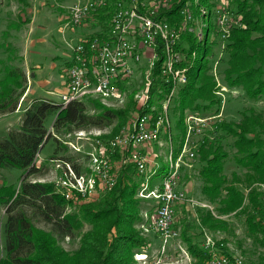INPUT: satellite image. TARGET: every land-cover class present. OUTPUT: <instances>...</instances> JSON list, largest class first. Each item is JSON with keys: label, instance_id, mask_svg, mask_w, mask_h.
<instances>
[{"label": "trees", "instance_id": "trees-1", "mask_svg": "<svg viewBox=\"0 0 264 264\" xmlns=\"http://www.w3.org/2000/svg\"><path fill=\"white\" fill-rule=\"evenodd\" d=\"M186 1H175L169 10H160L157 17L171 24L179 22L180 9ZM200 4L207 6L212 13L217 0H200ZM230 6H235L236 10H230ZM230 6L227 10L241 17L243 26L235 27L222 47L225 55L220 62L224 60L226 64L223 71L225 81L231 89L243 88L254 101L264 100V0H230ZM22 12L19 14L22 15ZM111 12L109 8H103L92 14L102 25L104 33L109 29ZM212 20L211 32L216 34ZM183 41L188 42V47L182 43L178 47L188 57L193 51L199 52V56L197 64L187 62L189 81L172 95L168 106L169 112L171 109L172 114L178 117L177 126L180 128L176 156L185 138L186 111L201 114L204 110L219 114L223 99L218 93L221 87L212 71L214 38L211 42L208 38L198 41L194 34L187 33ZM161 47L159 42L158 50L163 54ZM162 56L156 68L151 70L149 103L140 109L133 100L134 93L130 94L127 105L119 109L108 107L100 99L91 97L72 101L64 108L60 102L40 97L25 107L16 127L0 136V169L18 168L27 173L18 188L7 182L0 185V204L6 206L1 230L0 264H136V254L141 253L147 244L139 227L147 223L140 208V202L145 198L139 197L145 180L143 173L131 167L122 170L116 186L92 200L66 199L54 182L33 181L29 176L39 171L33 163L35 156L51 137L57 142L56 150L69 149L68 145L59 141L60 132L66 135L75 130L112 126L111 136H114L136 110L140 114L151 113L154 121L157 120L161 111L159 101L172 91V85L160 75ZM118 84L122 90L128 87L122 80ZM27 88L28 78L23 65L8 64L0 58V115L14 113ZM50 118L54 119V133L49 132L47 127ZM262 119V115L251 108L239 122L223 120L219 124V129L235 137L236 158L248 168L246 185L250 190L247 193L236 183L235 177L229 180L224 174L228 153L221 143V135L211 139V142L207 136L202 138L196 152L202 162L199 172L204 181L202 191L217 204L216 214L210 209L197 211L201 225L210 231L216 230L225 226L217 215L243 214L250 235L264 249V196L256 187L257 182H264ZM67 160L79 170L72 157ZM165 168L158 167L152 178L164 176L167 172ZM134 176L137 180L133 179ZM154 185L150 180V186ZM41 222L49 228L40 227L38 223ZM185 230L187 232L183 237L188 252L195 259L194 264H207L214 251L233 256L226 239L215 242L214 247L219 253L194 242L188 235L189 226ZM66 237H79L76 250L69 251L63 247L61 240Z\"/></svg>", "mask_w": 264, "mask_h": 264}, {"label": "rangeland", "instance_id": "rangeland-1", "mask_svg": "<svg viewBox=\"0 0 264 264\" xmlns=\"http://www.w3.org/2000/svg\"><path fill=\"white\" fill-rule=\"evenodd\" d=\"M32 1L34 0H25V2H22L21 0H0V58L8 64L23 65L25 62L30 67L28 71L25 69L28 78V88L29 85L32 86V93L30 97H34V99L36 97H50L47 99L61 102V93L64 91H68L66 79L69 80L68 69L70 67V60L73 57L72 46H76L79 41V37L75 36L74 33L71 32L72 29L65 28L64 23L66 22L70 7H72V5L79 2L80 0H42L44 3L43 7H41V4H39V2H33V5H31ZM175 1L178 0H170L171 3H174ZM185 5H187L194 14L199 13L196 0H187L182 5L181 9ZM217 5H221L222 7L227 9V7L230 6V0H217ZM170 6L161 7L160 10L168 9ZM196 7L198 11H195ZM29 8L30 12L28 11ZM229 8L230 10H236L235 6H230ZM22 11L26 13L20 15L19 13ZM180 17L181 19L179 22H176L175 24L170 23V25L174 27L182 25L184 23V16L180 13ZM197 17H199V15ZM239 18L241 19V17ZM88 19L92 20V17H89ZM161 19L165 20L164 18ZM212 21H214V19ZM90 22L91 21L87 22L86 19L82 25L89 26L90 24L88 23ZM108 23L110 24V21H108ZM99 26L101 27V25ZM99 26L96 27L93 31L91 30L92 32L90 33H104V30H101L102 27L99 28ZM241 26H243V23ZM209 29L210 26L206 27V30ZM234 29L235 27L231 29L230 35L232 34V31ZM187 33L191 32H184L183 34ZM222 34V32L216 34H213V32H211L205 34L204 36V39L208 38L209 42H211L212 38H214L215 40L212 62L213 65L217 66L216 77L218 82L222 86V89L219 93V95L223 97L219 112L220 115L201 110V114H198L201 116V118L204 117L208 120L199 122L205 123V125L201 124L202 129H200L197 134L191 133L188 146L190 149L193 146L194 149L197 146V142H199L205 136L209 137V141L211 142V139L221 135L223 137L221 143L228 153V157L224 164V174L227 175L229 180L235 177L237 179L236 183L239 184V186L247 193V190H250V188L248 189L246 185V174L248 172V168L244 167L236 158L238 150L235 147V137H233L232 135H227L226 132L219 129V124L223 120L227 122H239L243 117V114L245 112H249L251 108H254L257 114H261L263 118L262 120L264 121V100L254 101L246 95V92L243 88L231 89L226 83L223 73L226 64L224 63V60H222V62L220 61L221 58L224 57L223 54L225 55L222 47L224 46L230 35L225 41ZM159 41L162 45L163 39L161 37H159ZM179 43H182L185 47H188L187 41ZM179 43H177L176 45L177 49H180L178 47ZM7 44H9V46H7L8 48L5 47V45ZM158 48L159 45L156 47L155 51L158 55V59H154L156 60V65L152 67V69L156 68L158 61L161 59V55H163L162 62L164 60L163 46L161 47L163 54L160 53ZM198 53L199 52L197 51H193L192 54L188 57L187 62L191 64H197L199 56ZM151 54V51L144 52L143 50V60H141L140 62L134 60L131 61V64L135 67V70L131 75L129 81H127L126 79L122 80V82L127 83L128 87L124 90L119 87L120 91L122 92L121 97H118L117 99L112 98L107 100L101 98L96 99H100L101 102L108 107L119 109L127 105L131 97L130 94L134 93L133 100L136 101L139 109L142 108L143 105H147L151 98L150 86L152 83V77L151 83L149 85V98L147 102L143 104V101L136 99V95L137 93H140L147 85L146 74L152 73V69L148 67L149 56ZM209 59L211 60V55L209 56ZM212 71L215 75L214 68L212 69ZM22 100L23 97L20 103L22 102ZM29 103L30 102H27V105ZM159 103L161 105V111L158 119L160 117L164 118L161 124L159 138L150 142H146V144L143 145H135L136 147H131L140 150L148 157V168L147 171L143 174L144 176L146 175L147 177H150V180H153L155 185L161 183L163 178V174L154 177V179L152 178L156 173L155 167L157 165L158 167L164 166L166 167L165 172L167 171L169 167L170 151H173V155H175V153L177 152V147L179 146V140H177V137L178 135H180V128L179 126H177L178 117L172 114L171 109L169 112V107L165 112L162 100H160ZM19 105L20 106L17 109L19 110V112L15 113L17 111L16 110L14 113L9 115H0V136H4L9 129L16 127L20 122L23 111L27 105L25 106V103L23 105ZM138 111L136 110L133 112L129 122L123 127H126L134 122L136 116L140 114ZM93 112L94 111L92 110L91 113ZM189 112L190 111L187 110L186 114ZM148 114L151 118V123H156L158 119L154 121L152 114ZM47 127L49 132L54 133L53 118H50L48 120ZM123 127L120 129V131L123 130ZM112 129V126L100 128L95 127L86 130L84 129L83 131H85V139L83 140L76 138L78 133H80V130H75L74 132L66 135L64 132H60L58 134L59 141L64 145H68V142H70V140H73L74 142L78 140V146L81 148L80 150H75L70 145H68V150H63L60 148L59 150H56V148L58 147L57 142L54 137H51L41 148V150H39V162L37 164L39 171L29 176V179L33 181L38 180L44 182H56L58 177H60L62 173L58 160L69 159L70 157H72V161L76 162V165H78L77 168L79 170L86 171L92 162L91 158H87L88 154H86L84 151L93 152V142L96 138L109 139L113 137L111 136ZM187 131L188 126L186 123L185 137L187 135ZM63 140L66 141L67 144L64 143ZM128 151L129 150H125L124 153H122L121 149H118L116 154L111 155L112 173L116 171L118 173H121L122 170H126L129 167L134 168L138 172H140L135 165L124 162V159L127 158L126 153ZM187 153L188 152H184L183 154L185 163L182 164V168L180 169L179 187L182 191L186 192L189 195H192L191 197L199 198V201L206 202L211 207L196 206L193 208L190 207L189 209L188 207H186L187 204H179L177 206L175 225L176 228L179 229L180 235L176 239L169 240V242L166 244L167 253H165L164 255V264H194L195 259L188 252L187 244L183 237L184 232H187V230H184L187 226H189L188 235L193 238L194 242H197L207 250L213 249L219 252L218 249H216V247L214 246L209 248L206 247L207 237H211V239L215 242L219 239H226L229 252L243 259V261H245V264H264V249L261 248L255 242L254 238L250 235L245 223V215H235L234 213L217 215L218 218L225 222V226L216 230L210 231L208 230V228L201 225L198 218L199 216L198 214H196V212L199 211V209L203 208L210 209L215 213L217 204L213 203V201H211L202 191L204 181L199 174L202 165V162L199 159V155L196 152V156L192 160H188L186 157ZM117 154H119V156L113 158ZM78 155H80V157H78ZM26 176L27 173H24L18 168L0 169V185L4 182H7L9 185L12 184L18 188L21 181ZM133 179H136V177ZM257 183L256 187H258ZM258 189L260 191V188ZM110 190H103L100 195ZM140 208L141 215L145 217L147 221L144 226H148V223H152L155 216L156 199L145 198V200L140 202ZM5 212L6 206L0 204V247H2L3 245L1 230L5 220ZM153 223L146 228H144V226H139L142 235L147 239V244L144 249L142 248L143 251L141 253L149 252L151 255H156L157 253H159V251L161 250V246L164 244L159 233L154 229ZM38 225L46 229L49 228L45 223L42 222L38 223ZM205 232H208L209 234L205 235ZM61 244L65 249L74 251L79 246V237H66L65 239L61 240ZM135 260L136 264H138L137 256H135Z\"/></svg>", "mask_w": 264, "mask_h": 264}, {"label": "built area", "instance_id": "built-area-1", "mask_svg": "<svg viewBox=\"0 0 264 264\" xmlns=\"http://www.w3.org/2000/svg\"><path fill=\"white\" fill-rule=\"evenodd\" d=\"M199 3V0H196L199 10L197 14H194L187 5L181 9L180 13L184 16V23L178 27L157 17L161 7H168L172 4L170 0H80L72 5L64 23L67 29L81 26L89 17L93 19L92 14L100 9L109 8L112 12L106 33H90L78 38L76 46H72L73 57L68 69V91L61 95L62 107H66L72 101L89 97L104 100L121 97L122 92L118 83L123 79L131 78L135 70L131 61L140 62L143 60V50L144 52L151 51L148 67L152 69L158 59L155 51L160 42L159 37H161L164 60L160 65V72L164 81L172 85L171 93L162 99L166 112L172 95L189 81L188 55L176 48L177 43L181 42L184 36L183 33L191 32L198 41H202L205 34L211 33V27L209 31L206 27L210 26L211 19H214L215 32H222L224 39L227 40L231 29L242 25L238 16L221 5L215 6L211 13L207 7ZM213 68L217 76V66L214 65ZM146 77V87L136 95V99L143 101V104L149 98L151 74L147 73ZM217 83L222 89L218 80ZM163 120L164 118L160 117L156 123H151L149 114H138L134 122L123 127V130L115 136L109 139H94L93 152L84 151L88 154L87 158H91V165H93H90L91 167L89 166L86 171L77 170L70 160H58L62 173L54 183L59 191L69 200H91L97 198L103 190L115 187L119 173L111 172V155L116 154L118 149H121L122 153L129 150L124 162L135 165L141 173H145L148 168V157L140 150L131 147L158 139ZM185 120L188 131L183 147L177 156L173 155L172 150L170 151L169 167L162 182L151 187L150 177L145 175L139 191L141 198L156 199L155 216L152 223L154 222V229L159 233L164 244L156 255H151L149 252L136 254L138 264H164V255L167 253L166 244L180 235L175 225L176 208L179 204H187L192 208L211 207L208 203L191 197L179 187L180 169L185 163L183 154L188 152L186 157L192 160L196 156V148L201 141L197 142L194 149L193 146L190 149L188 146L190 135L191 133L197 134L202 129L201 124L205 125L199 122L208 119L201 118L196 112H189ZM79 132L76 138L85 139V131L80 130ZM71 141L73 140H70L68 145L75 150L81 149L78 146V140ZM63 142L67 144L66 141L63 140ZM38 162L39 152L33 163L37 165ZM257 186L264 196V183H257ZM214 244L215 241L207 237L206 247H213ZM207 264H244V261L235 255L226 256L214 252Z\"/></svg>", "mask_w": 264, "mask_h": 264}, {"label": "crops", "instance_id": "crops-1", "mask_svg": "<svg viewBox=\"0 0 264 264\" xmlns=\"http://www.w3.org/2000/svg\"><path fill=\"white\" fill-rule=\"evenodd\" d=\"M33 2H39V4H41V7H43V1L42 0H34V1H32L31 2V5H33ZM27 11V10H26ZM29 12H30V8H29V10H28ZM24 13H26V12H22V15L24 14ZM89 21H91L90 23H88V24H90L89 26L88 25H85V26H87V27H85L84 25H82V26H79V27H77V28H75V29H72L71 30V32H73L74 33V35L75 36H78L79 38H81V37H83V36H86V35H88V34H90V32H92L96 27H98L99 25H101L99 22H97L98 20H96V19H92V20H89V19H87V22H89ZM87 24V23H86ZM92 25H93V27H92ZM101 27H102V25H101ZM100 26H99V28H101ZM92 30V31H91ZM23 67H24V69H26L27 71L29 70V66L24 62V64H23ZM32 72V71H31ZM33 76H34V74H33ZM64 85H65V83H64ZM66 85H68V80L66 79ZM64 92H66V91H64ZM64 92H62L61 93V95L64 93ZM31 93H32V86L31 85H29V88H28V90H27V92L24 94V96H23V100H22V102H21V105H23L24 103H25V106L27 105V102H31L33 99H34V97H30V95H31ZM37 98V97H36ZM45 98H50V97H45ZM20 109V108H19ZM17 112H19V110H17L15 113H17ZM158 168V165L155 167V169H157ZM190 196H192V195H190ZM197 199H199V198H197ZM183 205V204H182ZM186 207H188L189 209H190V206H188V205H186ZM196 214H197V212H196ZM183 226H184V224H183ZM185 230V229H184ZM207 234H209L208 232H205V235H207Z\"/></svg>", "mask_w": 264, "mask_h": 264}]
</instances>
